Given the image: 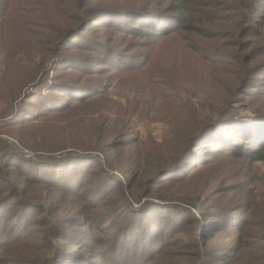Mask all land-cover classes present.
Returning a JSON list of instances; mask_svg holds the SVG:
<instances>
[{
	"label": "trees",
	"instance_id": "16d2710c",
	"mask_svg": "<svg viewBox=\"0 0 264 264\" xmlns=\"http://www.w3.org/2000/svg\"><path fill=\"white\" fill-rule=\"evenodd\" d=\"M66 1L51 0L54 11L50 7L49 13L67 15L68 23L52 26L43 40L46 44L41 42L49 61L47 67L42 66L47 68V77L34 85L35 94L22 100L17 119H29L18 122L20 126H33L75 105L100 99L93 94L105 87L97 80L99 72L114 67L122 57L119 46L125 42L119 35L155 34L163 45L182 42L192 56L201 51L202 60L228 66L225 73L236 82L227 90L223 104L213 107L220 109L219 113L184 141L175 163L159 168L149 179L138 166L133 173L125 172L121 162L111 158V152L132 140L121 142L119 147L116 134L102 128L91 131L88 142H74L94 152L48 161L24 159L11 154L6 142L0 143V264H152L157 260L181 264L190 251L193 264H260L264 260V215L259 221L252 218L258 203L225 200L229 190L221 188L212 196H197L202 207L188 205L157 196V189L166 183L155 181L185 167L186 158L202 167L226 157L264 163V0H113V4L110 0H68L70 9L58 16ZM14 4L16 8L23 5ZM112 5L121 7L114 11ZM6 16H0V34L7 29ZM96 22L102 25L95 26ZM103 28L113 29L104 39L89 35ZM260 88L263 93L257 95ZM244 109H250L251 114L240 116ZM18 125L12 122L8 127ZM102 140L107 145L101 146ZM91 142L94 145H87ZM52 147L51 143H40L34 151ZM66 150L57 154H66ZM213 153L220 155L213 157ZM95 154L106 156L107 170L98 159L92 166ZM39 162H45L52 173L45 170L42 174L34 167ZM123 175L129 178L125 184L120 180ZM166 181L171 185L176 178ZM78 185L83 191L74 189ZM41 186L81 200L75 215L59 216V210L48 206L43 193L37 196L33 192H40L36 187ZM146 198L150 199L141 204ZM111 199L113 202H108ZM219 201L224 204L215 206ZM186 205L188 209H184ZM225 220L232 223L223 230L232 243L216 248L213 242Z\"/></svg>",
	"mask_w": 264,
	"mask_h": 264
},
{
	"label": "rangeland",
	"instance_id": "374dc122",
	"mask_svg": "<svg viewBox=\"0 0 264 264\" xmlns=\"http://www.w3.org/2000/svg\"><path fill=\"white\" fill-rule=\"evenodd\" d=\"M110 1L109 4H113V0ZM15 2H21L23 5L16 8ZM66 3V8L58 16L70 9L71 3L68 0ZM50 7L51 0H0V16L7 15L5 19L8 18L6 32L0 34V143L6 142L9 152H13L11 154H18L24 159L44 161L68 154L84 155V151L91 153L93 150H84L74 142L86 143L91 131L102 128L116 134L114 137L120 141L119 147L121 142L132 140L128 146L111 152V158L119 160L125 172L133 173L138 166L149 179L160 170L159 168L175 163L184 141L203 123L219 113L220 109L213 107L223 104L222 100L228 97L227 90L236 82L225 73L228 66L202 60L201 51L192 56L189 50L184 49L182 42L173 41L163 45L155 34L119 35L125 42L123 46H119L123 50L119 52L122 57L116 60L114 67H106V70L99 72L97 80L105 87L98 88L93 94L97 93L95 98L100 99L75 105L66 113L52 115L48 119L37 121L33 126H20L18 122L23 123L29 119H17L16 113L19 112L22 100L28 94H35L37 90L33 88L34 85L40 78L47 77L44 70L47 68L42 67L49 64L47 52H44L42 45L46 44V41L43 40L51 33L52 26L63 27L68 23L67 15L55 17L49 13ZM112 7L115 11L121 6ZM51 8L54 11V8ZM101 25L99 22L95 24ZM110 30L113 29L90 31L89 35L96 34L101 40ZM109 44L110 41L107 45ZM36 72L40 74L36 76ZM261 93L262 88L256 94ZM262 96L264 98V95ZM26 108L29 109L27 106ZM239 112L240 116L251 114L250 109ZM43 113L45 112L36 117L40 118ZM12 122H16L18 127H8ZM45 142L53 144L51 150L34 151L38 144ZM99 144L107 145L104 140ZM61 149H67L66 154H57ZM219 155L220 153H213L212 156ZM94 156L92 164L98 159L107 170L109 166L106 156ZM186 162L188 164L178 172L172 173V177L161 176L155 181V184L166 183L157 189V196L172 197L179 203L183 201L188 205L201 206L197 196L205 198L212 196L216 190L227 188L229 191L225 200H251L258 203L252 218L261 220L264 215V163L252 164L248 160L232 157L212 164L206 163L203 167L198 161L186 158ZM44 163H35L34 167L42 174L47 170L50 175L52 169ZM92 166L95 167L94 164ZM93 167L89 168L88 172ZM96 168H99V165H96ZM95 170L93 172L97 173ZM85 175L82 178H85ZM65 176H68V173ZM120 177L123 184L129 180L125 179V175ZM173 177L176 181L171 185L167 184L166 179ZM36 189L40 192H33L37 196L38 193H43L49 201L48 206L59 210V216H64L65 213L69 217L74 216L75 210L82 202L70 193L54 191L52 187L41 186ZM74 189L83 191L79 185ZM85 192H89V189H85ZM186 197L190 198L184 200ZM126 198L130 199L128 193ZM147 199L150 198L142 200L141 204ZM39 200L37 198L35 202L38 203ZM42 200L46 201L45 198ZM108 202H113V199ZM223 204L224 201H219L215 206L220 207ZM188 205L184 209H188ZM231 219H235L236 224H239L237 217L233 216ZM101 221L100 219V223ZM230 224L232 223L228 220L223 222L222 230L213 242L216 248H225L232 243V238L223 233ZM41 227L43 228L42 224ZM192 256L190 251L186 261H181V264H193ZM168 263L172 264L170 260ZM152 264L166 263L157 260ZM260 264H264V260L260 261Z\"/></svg>",
	"mask_w": 264,
	"mask_h": 264
}]
</instances>
